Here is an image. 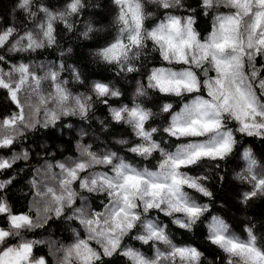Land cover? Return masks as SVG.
Masks as SVG:
<instances>
[{
	"label": "snow or ice",
	"instance_id": "1",
	"mask_svg": "<svg viewBox=\"0 0 264 264\" xmlns=\"http://www.w3.org/2000/svg\"><path fill=\"white\" fill-rule=\"evenodd\" d=\"M112 2L115 35L94 55L119 72L141 74L146 83L137 80L131 102L119 103L124 93L102 81L91 82L88 93H73L60 77L63 63L42 65V76L24 62L7 71L0 67V89L16 108L0 117V150L11 153L0 155V172L11 169L17 160L29 159L27 149L13 151L27 132L54 126L62 117L88 120L99 102L107 108L106 120L99 121L105 131L110 123L130 129L133 139H116L115 144L131 158L107 146L93 151L91 144L78 143V156L54 164L46 161L44 178L38 179L41 170L37 169L31 181L46 216L70 212L67 219L79 224L80 230H74L67 244H49L56 264H110L105 258L114 256L124 258L126 264H201L203 253L191 244L176 243L169 228L191 231L205 220L206 239L224 254V264H264V243L253 229L246 227L242 237L220 216L207 217L210 205L189 191L211 197L204 183L207 177L186 171L205 159L232 156L238 134L264 138V79L255 66L256 57L264 56V0H200L203 13L212 16L207 35L197 31L196 10L186 9L183 0ZM147 5H155L161 14L148 11ZM17 8L33 19L35 28L22 34L14 26L0 30V48L10 45L8 51L26 53L52 46L57 22L71 31L69 18L79 15L84 3L67 0L62 10L53 11L38 0H18ZM179 9L187 14H175ZM40 13L43 19H38ZM92 31L88 26L82 35ZM149 52L158 53L159 63L147 68L139 62ZM4 62L0 56V64ZM71 71L73 79L83 83L79 71ZM150 91L177 98V103H160L154 111L146 106ZM157 118L162 120L157 123ZM161 132L168 140L157 139ZM242 160L235 175L248 186L241 193V202L247 203L264 197V164L251 148L243 149ZM12 181L0 180V193ZM89 196L102 197L96 208L89 204ZM39 212L38 208V216ZM0 216L7 225L0 227V264H48L45 256L34 252L44 242L25 235L42 224L29 213L15 212L2 194ZM126 238L149 245L152 255L126 244Z\"/></svg>",
	"mask_w": 264,
	"mask_h": 264
},
{
	"label": "trees",
	"instance_id": "2",
	"mask_svg": "<svg viewBox=\"0 0 264 264\" xmlns=\"http://www.w3.org/2000/svg\"><path fill=\"white\" fill-rule=\"evenodd\" d=\"M17 3L18 0H0V30L14 26L22 34L25 30L35 28L33 19L19 10ZM38 3L50 10L59 11L63 9L67 0H38ZM83 3L84 8L80 14L69 18V23L73 24L71 31L66 29L61 22L54 25L55 43L52 46H46L35 52L13 53L8 51L10 45H6L4 48H0V56L5 57V62L0 64V67L7 71L12 64L24 62L30 64L32 70L42 76L44 74L42 65L58 67L63 63L65 67L60 73V77L62 80L68 81L67 87L73 93H88L91 82L102 81L114 85L124 93L119 103H130L136 81L144 80V77L139 73L119 72L115 65L105 64L94 55L97 49L105 46L115 35L113 20L116 15V7L112 0H83ZM183 3L186 9L196 10L195 27L202 35H207L211 29L212 16L203 13L200 8V0H183ZM146 7L148 11L156 12L157 15L162 12V10L158 11L155 5ZM33 10L36 9L33 8ZM175 14L186 15L187 12L184 9H179L175 11ZM38 19H43L42 13L38 14ZM88 26H91L93 31L85 37L82 33ZM158 63L159 56L155 52H149L139 62V64L146 65L147 68L158 65ZM255 66L259 70L260 78L264 79V56L256 57ZM72 68L79 71L83 83L73 79ZM144 82L146 83V80ZM44 88H49L47 81L44 82ZM149 97L146 106L152 107L154 111L157 110V105L160 103L166 101L177 103V98L156 95L151 91ZM13 111H16L15 105L9 100L7 92L0 89V117ZM107 116V108L96 102L88 120H81L78 116H69L62 117L49 128L38 126L35 130L27 132L13 148V151L16 152L27 149L30 154L29 159L17 160L11 169L0 172V180L13 178L12 183L0 194L7 196L15 212L29 213L37 223L42 224L41 227L26 232L25 235L29 239L44 242L36 245L34 252L37 256H45L48 264H56L55 257L49 253V244L53 246L67 244L72 239L74 230L79 231L80 228L78 222L67 219V215H71L70 212H66V215L61 217H56L54 214L46 216L42 211V205L37 203L36 190L32 187L31 181L37 176V169L41 170L38 179L44 178L43 166L46 161L54 164L56 161L78 156V143L91 144L93 151L107 146L118 151L120 155H128L131 158L122 146L115 144L116 139H133L130 129L123 125L110 123L108 130L105 131L99 121L106 120ZM161 120L162 118H157V123ZM160 138L168 140L163 132L157 136V139ZM244 148H251L256 158L264 164V138L238 134L237 150L232 156L222 161L205 159L186 169L191 175L207 177L204 183L212 192V196L204 197L194 190L189 191L199 202L210 205L209 212L205 214L207 217L220 216L231 226L232 230L242 237H246L245 228L251 227L260 242L264 243V197L258 196L250 199L247 203H242L241 193L249 189L247 185L241 184L235 175L243 167L242 152ZM0 155L9 156L11 153L8 150H0ZM88 199L91 207L96 208L102 197L89 196ZM77 206H79V201ZM38 208L40 209L39 216L37 215ZM151 215L156 216L158 213L153 212ZM159 215L165 223L169 222V218H165L162 214ZM3 220L4 217L0 216V227L7 226ZM206 225L207 220L198 223L191 231L170 225L169 233L176 243L191 244L197 247L203 253L201 264H224L226 260L224 254L206 239ZM125 243L141 248L149 256L152 255L149 245L141 246L140 242L129 238L125 239ZM105 260L110 264H126V260L119 256L105 258Z\"/></svg>",
	"mask_w": 264,
	"mask_h": 264
},
{
	"label": "rangeland",
	"instance_id": "3",
	"mask_svg": "<svg viewBox=\"0 0 264 264\" xmlns=\"http://www.w3.org/2000/svg\"><path fill=\"white\" fill-rule=\"evenodd\" d=\"M95 246V245H94Z\"/></svg>",
	"mask_w": 264,
	"mask_h": 264
}]
</instances>
